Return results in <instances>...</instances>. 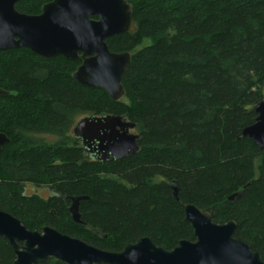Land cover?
Returning <instances> with one entry per match:
<instances>
[{
    "label": "trees",
    "instance_id": "16d2710c",
    "mask_svg": "<svg viewBox=\"0 0 264 264\" xmlns=\"http://www.w3.org/2000/svg\"><path fill=\"white\" fill-rule=\"evenodd\" d=\"M46 1L20 0L16 9L34 15ZM127 2L136 31L105 40L131 58L118 101L74 80L80 61L0 52V88L8 91L0 96V132L10 138L0 151V209L29 230L49 226L105 251L143 237L170 251L195 240L183 212L193 204L214 223L234 221L235 236L264 260V150L241 133L264 99V0ZM108 114L134 123L138 150L90 161L70 128L78 117ZM24 182L67 199L20 197ZM73 196L87 197L80 223L66 209ZM14 259L0 237V264Z\"/></svg>",
    "mask_w": 264,
    "mask_h": 264
},
{
    "label": "water",
    "instance_id": "95a60500",
    "mask_svg": "<svg viewBox=\"0 0 264 264\" xmlns=\"http://www.w3.org/2000/svg\"><path fill=\"white\" fill-rule=\"evenodd\" d=\"M17 1L0 0V51L26 48L47 58H81L73 74L77 83L102 89L113 101L124 96L121 79L130 65V54L111 52L105 40L136 31L132 6L127 0H52L42 6L39 15L18 12ZM7 94L0 89V96ZM255 112L256 121L241 133L264 150V99ZM134 127V123L119 115L85 116L73 127L72 135L80 138L87 149L96 143L93 149L101 155V161L121 160L138 150ZM8 141L0 134V149ZM171 186L178 200V188ZM86 198H69L68 211L75 223H80L79 204ZM183 212L195 240H181L170 251L156 246L148 237L119 251H105L49 226L40 231L29 230L3 211L0 237L14 252L11 264H38L49 258L65 264H264L259 252L235 236L234 221L214 223L208 211L193 204H183Z\"/></svg>",
    "mask_w": 264,
    "mask_h": 264
},
{
    "label": "flooded vegetation",
    "instance_id": "af4514ba",
    "mask_svg": "<svg viewBox=\"0 0 264 264\" xmlns=\"http://www.w3.org/2000/svg\"><path fill=\"white\" fill-rule=\"evenodd\" d=\"M20 0H18L17 2H19ZM52 0H48L46 2H44L41 7H40V11L39 13L37 14H34V15H39L41 13V9H42V6L51 2ZM17 2L15 3V9H16V4ZM17 10V9H16ZM18 11V10H17ZM20 12V11H18ZM22 13V12H20ZM28 15V14H27ZM93 19H98V17H94ZM20 49V48H18ZM26 49V48H25ZM10 50H17V49H10ZM29 50V49H28ZM5 51H9V50H5ZM30 51V50H29ZM1 52V51H0ZM3 52V51H2ZM32 52V51H31ZM33 53V52H32ZM35 54V53H34ZM37 55V54H35ZM39 56V55H37ZM39 57H42V56H39ZM57 57V56H55ZM62 57V56H60ZM42 58H45V59H51V58H54V57H42ZM64 58V57H62ZM66 59V58H64ZM66 60H69V61H80V63L78 64V66L81 64V58H78L76 60H71V59H66ZM77 66V67H78ZM76 67V69H77ZM75 69V71H76ZM74 71V72H75ZM2 89V88H0ZM4 90V89H3ZM6 91V90H5ZM8 92V91H6ZM3 96V95H2ZM84 116H81V117H78L77 119H75V121L73 122L71 128H70V135L71 137L75 140V143L77 144V147L80 149L81 151V154H82V157L84 155L85 158H87L88 160L90 161H94V160H100L101 159V155L100 154H97V152L93 149V147L96 145V143H94L92 145V149H87L84 145H82V140L78 137H75L72 135V129L73 127L76 125V123L78 122V120H80L81 118H83ZM134 131V130H133ZM0 134H4L8 139H10L7 134L5 132H0ZM37 136L39 137H42L45 139V141H48V142H51V139H52V136L49 135V134H43V133H39L37 134ZM9 142V141H8ZM5 145V144H4ZM3 147V145L1 146V148ZM1 151V149H0ZM106 161H114V160H110V159H107ZM21 192H20V197L21 196H29V197H32V196H37L39 197L40 199L44 200L46 203L50 202V200H53V199H58V198H62V199H67V197H63L59 191H57V189H51L49 185H36V183H33V182H29V183H21ZM68 205L66 207L67 211H68V208H69V205H70V200H68ZM0 211H3L5 213H8L10 214L9 212H6L4 210H1ZM69 212V211H68ZM50 214H52L53 212L49 211ZM70 214V213H69ZM11 215V214H10ZM13 216V215H11ZM14 217V216H13ZM15 218V217H14ZM17 219V218H16Z\"/></svg>",
    "mask_w": 264,
    "mask_h": 264
},
{
    "label": "rangeland",
    "instance_id": "374dc122",
    "mask_svg": "<svg viewBox=\"0 0 264 264\" xmlns=\"http://www.w3.org/2000/svg\"><path fill=\"white\" fill-rule=\"evenodd\" d=\"M145 44H148V41H145V42L143 43V45H145ZM51 140H53V138H52Z\"/></svg>",
    "mask_w": 264,
    "mask_h": 264
}]
</instances>
